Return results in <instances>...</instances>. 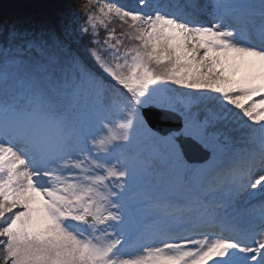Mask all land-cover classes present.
I'll list each match as a JSON object with an SVG mask.
<instances>
[{"label":"snow or ice","instance_id":"1","mask_svg":"<svg viewBox=\"0 0 264 264\" xmlns=\"http://www.w3.org/2000/svg\"><path fill=\"white\" fill-rule=\"evenodd\" d=\"M0 264H264V0L0 22Z\"/></svg>","mask_w":264,"mask_h":264},{"label":"trees","instance_id":"2","mask_svg":"<svg viewBox=\"0 0 264 264\" xmlns=\"http://www.w3.org/2000/svg\"><path fill=\"white\" fill-rule=\"evenodd\" d=\"M85 0H0V22L21 21L26 27L54 26L61 30L65 24L75 28L77 6ZM104 33L101 32V39ZM73 47L82 50L87 37L75 33Z\"/></svg>","mask_w":264,"mask_h":264},{"label":"water","instance_id":"3","mask_svg":"<svg viewBox=\"0 0 264 264\" xmlns=\"http://www.w3.org/2000/svg\"><path fill=\"white\" fill-rule=\"evenodd\" d=\"M156 127L158 129H160L161 131H165L168 129V127L170 126V123L166 120L160 119V120H156L154 121Z\"/></svg>","mask_w":264,"mask_h":264}]
</instances>
